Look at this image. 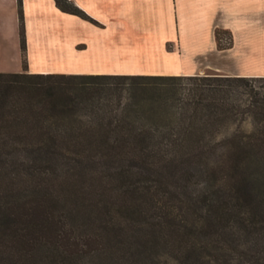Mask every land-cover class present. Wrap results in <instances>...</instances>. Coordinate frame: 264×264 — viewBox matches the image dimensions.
Returning a JSON list of instances; mask_svg holds the SVG:
<instances>
[{"label":"trees","instance_id":"1","mask_svg":"<svg viewBox=\"0 0 264 264\" xmlns=\"http://www.w3.org/2000/svg\"><path fill=\"white\" fill-rule=\"evenodd\" d=\"M19 14L0 168L49 178L0 191V264H264V77L31 73Z\"/></svg>","mask_w":264,"mask_h":264},{"label":"crops","instance_id":"2","mask_svg":"<svg viewBox=\"0 0 264 264\" xmlns=\"http://www.w3.org/2000/svg\"><path fill=\"white\" fill-rule=\"evenodd\" d=\"M66 2L97 23L62 11L55 0H22L29 72L199 75L212 70L229 76L264 77V68H259V65L264 66V0ZM0 3H9L15 8L11 41L19 63L18 71L22 72L24 52L17 13L19 0H0ZM31 18L50 24L44 27L42 37H36L38 29L31 24ZM52 18L58 19L60 25H53ZM169 24L173 26L167 28ZM83 28L107 42H82ZM218 30L231 36L232 43L226 52L219 49ZM136 38L143 45V51L137 53L129 50ZM157 39L159 42L154 44L152 41ZM216 53L238 54L241 64L248 68L234 70L212 62L199 63L200 57Z\"/></svg>","mask_w":264,"mask_h":264},{"label":"rangeland","instance_id":"3","mask_svg":"<svg viewBox=\"0 0 264 264\" xmlns=\"http://www.w3.org/2000/svg\"><path fill=\"white\" fill-rule=\"evenodd\" d=\"M68 1V0H65ZM15 8L13 6H11L9 3H0V14L2 15V18H0V73H18L21 71H18V60L15 59L16 57L14 56L15 51L12 48L13 47V43H12V37H13V22H12V18H13V14H14ZM19 12V4L17 6V13ZM20 15V14H19ZM31 24L35 27H37V32H36V37L37 35L42 37L44 35V27L50 25L48 22H45L44 20H38V18H31ZM52 24L54 25H60L58 19H53L52 18ZM170 25L173 26V24H169V26H167V28H170ZM165 30V29H164ZM173 30V28H172ZM171 30V31H172ZM174 30H175V25H174ZM167 31V30H166ZM221 33V41H220V45L222 46L221 48L219 47L220 50H225L228 49L227 47L231 45L232 43V39L230 34L222 31V30H218ZM100 36V35H99ZM99 36H97L96 34L92 33L88 28H83L82 32H81V38H82V42L86 43H103V41L107 42L106 40H102ZM171 36L173 37L174 35H172L171 32ZM170 37V36H168ZM38 38V37H37ZM138 38H136V40H132V46L129 47L130 51L133 52H140L143 51V45L142 42H140ZM170 41V40H168ZM154 42V44L158 43L159 40L157 39L156 41H152ZM218 42V46H219V41ZM141 43V44H140ZM158 45V44H157ZM168 48L170 49L169 45ZM230 49V48H229ZM228 49V50H229ZM226 52V50H225ZM224 52V53H225ZM240 56L237 54H211L209 56H204V57H200L199 59V63L200 64H205L208 62H212V63H216V64H220V65H224V66H231L232 69L234 70H245L248 68V65L246 64H241V61L239 60ZM22 61V60H21ZM148 63H146L145 66H147ZM259 68L263 69L264 66L259 65ZM23 70H24V63H23ZM204 74H221L212 70L206 71L203 74L200 75H204ZM35 169L32 168H28V167H2L0 168V191H2L4 188L5 189H11L13 187L14 184L17 185V183H20V181H26V182H32V184L34 183V185L36 184V182L38 181H43L44 179H48L49 177L47 176V170L45 168H40L37 171H33ZM34 172H37L39 174H33ZM43 172V174H42ZM61 172L63 173L62 170L59 171V174H61ZM5 173V174H4ZM20 177H22L21 179H19ZM52 177H54V174H52ZM51 178V177H50ZM54 179H56V176L54 177ZM18 180V181H16ZM56 180H52L49 181L51 182H55ZM14 183V184H13ZM30 206L31 204H27V208L31 213L38 212V214L42 211H44V209L38 207V206H34L32 207V210H30ZM25 210V209H23ZM173 262H170V264H172ZM234 264H236V261L234 262Z\"/></svg>","mask_w":264,"mask_h":264}]
</instances>
